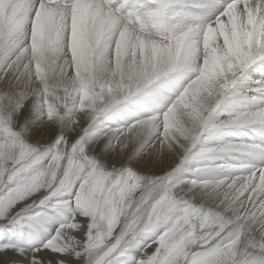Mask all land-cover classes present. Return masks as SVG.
<instances>
[{
  "label": "snow or ice",
  "instance_id": "1",
  "mask_svg": "<svg viewBox=\"0 0 264 264\" xmlns=\"http://www.w3.org/2000/svg\"><path fill=\"white\" fill-rule=\"evenodd\" d=\"M150 2L157 10L122 14L124 5L113 7V0H0V222H16L37 201L43 205L69 191L73 199L53 208L74 203L87 224L86 233L79 230V251L71 239L79 225L68 223L30 253L4 245L0 264H85V257H91L89 264H111L144 232L157 238L136 264H264V167L232 168L214 181L179 182L172 172L152 177L127 167L109 171L86 151L83 136L75 142L60 136L37 147L25 142L24 127L13 119L31 105L47 121L70 118L79 128L81 113L91 122L184 70L194 78L165 102L163 113L107 133L114 146L135 139L142 148L178 147L182 165L212 127L264 125V81L250 89L256 93L248 101L251 110L214 123L246 70L264 65V0L195 3L213 9L215 18L184 27L164 23L165 10L181 0ZM208 150L264 158V148L250 145ZM220 171L197 168L194 176ZM194 189L210 196L214 207L186 199Z\"/></svg>",
  "mask_w": 264,
  "mask_h": 264
},
{
  "label": "rangeland",
  "instance_id": "2",
  "mask_svg": "<svg viewBox=\"0 0 264 264\" xmlns=\"http://www.w3.org/2000/svg\"><path fill=\"white\" fill-rule=\"evenodd\" d=\"M177 71L173 72V74L169 73L167 75V77L166 76L162 77V80L155 81L154 84H152L150 87L148 86L149 88L147 87L145 89H142L141 91H139V94L137 92L134 95L138 94V96H140L142 98V103L145 100L144 98H148L151 95H153L154 93H158L159 95L160 94L165 95L168 93L167 96L169 99L172 97V95L174 96L173 99H175L176 96L183 90V88L191 81V79L194 78V74H192L191 76H188L187 73H189V72H186L184 70H177ZM179 72H181V73H179ZM188 77H191L189 79V81H188ZM150 89H155V90L153 92H150ZM166 89H168V90H166ZM147 92H149V93H147ZM143 93H145V94H143ZM138 96L133 98V102H135L138 99L137 98ZM145 96H147V97H145ZM158 102H160V101L158 100ZM153 104L154 103H152V105ZM147 105L152 107V108L154 107V106H151V103H147ZM160 108L161 107L159 106V109ZM127 112L131 113L130 115L133 118L138 117V114H139V112H136V111L133 112L132 108H129V107L127 108ZM104 113H107V111H105ZM115 113L118 114V112H115ZM161 113H163V112H161ZM151 116H153V113H151V111H149V112L147 111L146 112V118H149ZM100 117L104 118V114L102 113L100 116H98V118H100ZM116 118H117V120H115L113 123L120 125L119 127H117V129H120V128L124 129L126 126L125 124L128 120L123 118V117H121L122 118L121 119L119 116ZM13 119L18 126L24 127L25 135H24L23 139L29 145H35L37 147L48 146V145H51L52 143H54L55 140L60 136H64V137L67 136L66 138H68L71 141L74 140L73 142H75L76 139H79L81 136H83L84 139L82 140V144L84 145L86 151L105 170L110 171L114 168L120 169V168L127 167V168L133 170L136 174H139L140 176L155 177L154 175L149 174V173L147 175V172L142 169L143 166H142V168L140 167V165H142L141 164L142 160L140 158V156H141L140 152H138V151H139V148L141 147V145L137 140L136 141L139 144L136 141H134V139H133L132 142L131 141L128 142L126 148L125 147L121 148L118 145L116 147L113 145V143L111 141L110 142L107 141L106 142L107 144H104V143H102L101 139L103 137H105L108 132H103V133L101 132L100 134H98L96 132L97 130L92 125H89L90 127H88V128L82 129L81 127L83 125L81 123H80V128H75V127L71 126V122L68 121V120H70V118H65L60 123H55L54 127L52 126L53 128H51L52 130H54V134L52 137L48 138L47 134L45 133V131H46L45 129L48 128L50 121H47L46 117L44 115L40 114V110L34 109L31 105H29L27 108L21 110L19 113L15 114L13 116ZM39 125H40V127H39ZM59 125H62V126H59ZM49 127H50V125H49ZM65 129H67V130H65ZM84 130H86V131L84 132ZM67 133L69 134V136ZM92 142H94V143H92ZM102 145H104L105 147H103ZM137 145H138V147H137ZM98 146H99V148H98ZM102 147L104 148L103 152H102V150H103ZM105 148H106V150H105ZM113 148H115L116 150ZM135 148H136V150L138 148V151H136ZM194 149H195V151H194ZM194 149L192 150V152L196 153V151L199 152L201 148L199 146H197ZM105 151H108V153H106ZM101 152H102V154H101ZM138 160H140V161L138 162ZM131 163H132V165H131ZM189 166H195L194 169L206 168V163L204 165H201V162L197 163L196 161L191 160V162H189V164H188V162L186 163V161H185V164H182V165L179 164V167H177L175 169V172H177L178 175L183 177V176H185L184 175L185 169L188 168ZM182 168L184 170H181ZM152 171H154V168H152ZM186 178L188 180H191L194 178L197 179L198 177L190 178V176H186ZM199 179L200 178H198V180ZM200 181H202V179ZM72 199H73V193L72 192L62 191V193L60 195H58L57 197L51 198L49 201H47L43 205H40L39 202L37 201L36 206L26 208L24 211H22L19 214V217H18L16 222H13L11 224H4L3 222H0V248H2L4 245H15L16 247L23 249L24 252L30 253V252H32L33 249L42 247L49 239H51V237L55 234L57 229L60 228L62 225H67L68 223H75V224L79 225V228L71 234V239H73L74 241L77 242V251H79L80 250L79 249V241L82 239L81 235L79 234V230L84 229L85 233H86V229H87V224L83 222L84 218L80 215V212L74 203L72 205H70L68 208H59V209L53 208L54 204H62L64 201H70ZM192 204L194 206L198 207V206H200L201 203L199 204V202H198V204H196V202L195 203L192 202ZM204 205L206 206V204H204ZM83 238L86 239V234ZM156 238H157V235H156V233H153V232H144V233L137 234L135 236V238L125 246L126 251H125L124 255L114 254V257L110 258L111 264H136V261L140 257V254L145 250V248L148 245L152 244V242ZM134 246H135V248H134ZM8 251H11V249H8ZM149 251H151V249H149ZM2 255H3V253L0 252V256H2ZM20 259H23V257H20ZM69 259H74V257H70ZM84 259H85V264H89L91 257H85ZM66 264H67V262H66Z\"/></svg>",
  "mask_w": 264,
  "mask_h": 264
},
{
  "label": "bare ground",
  "instance_id": "3",
  "mask_svg": "<svg viewBox=\"0 0 264 264\" xmlns=\"http://www.w3.org/2000/svg\"><path fill=\"white\" fill-rule=\"evenodd\" d=\"M191 1L197 2L198 0H191ZM181 72H179V73H181ZM187 74H188V76L192 75V73L191 74L187 73ZM263 74H264V65H260V64H254V65L250 66L248 70H246L245 76L240 77V79L237 81L236 86L230 90L227 99H225L223 101L221 108L218 109V111L215 115V118H214L215 124H217V125L222 124L224 121H227L228 119H230L232 117V114L235 112H242V111L251 110L252 105H250L248 103V101L251 99L252 96L256 95V93H254L253 91H250V89H253L256 87V83H255L256 81H264L261 79ZM190 78L191 77H188V81ZM160 80H162V78ZM150 86L151 85H149V87ZM168 89H166V90H168ZM154 90L155 89H150V92H153ZM147 93H149V92H147ZM138 94H139V92H138ZM138 94L130 96L125 100H121L116 105H113L110 109H108L107 113L103 112L104 118L100 117L101 118L100 119V118L96 117L95 120L90 122L88 116L84 113H81L80 114L81 115L80 123L83 125L81 128L82 129L88 128V127H90L89 125H92L97 130L96 132L98 134H100L101 132L102 133L103 132L109 133L112 130H116L117 127L120 126V125L113 123L115 120H117L116 117L119 116L120 118L123 117V118L128 120L125 124L127 127L125 126V128H124V129H127L129 126H131L135 122L147 119L146 118V112L147 111L148 112L151 111V113H153V116L161 114V112H164L166 107L168 106L167 103H165V102L174 100L173 95L170 99L168 98V96H167L168 93L165 95H162V94L159 95L158 93H154L150 97L144 98L145 100L142 103V98L140 96H138ZM143 94H145V93H143ZM136 96H138L137 97L138 99L136 98L137 100L135 102H133V98ZM145 97H147V96H145ZM158 100L160 102H158ZM147 103H151V106H154V107L152 108V107L148 106ZM152 103H154V104L152 105ZM159 106L161 107L160 109H159ZM128 107L132 108L133 112H135V111L139 112L138 117H136V118L131 117V115H130L131 113L127 112ZM115 112H118V114H116ZM68 121H70V120H68ZM54 124H55L54 122L51 123V121H50V123H49L50 127L48 125V128L45 129L46 130L45 133L47 134L48 138L52 137L54 134V130L51 129L54 127ZM59 126H62V125H59ZM39 127H40V125H39ZM65 130H67V129H65ZM84 132H85V130H84ZM68 136H69V134H68ZM203 139H204V143L197 145L201 148L200 151L198 150L199 152L196 151V153L192 152L191 159L187 160L186 163L188 162V164H189V162H191V160H192V161H196L197 163L201 162V165H204L206 163V168L224 169V171H220V172H216V173H212V174H204V175L198 177V178H200L199 180L202 179V181H214L216 179H222V178H224L225 175L228 174L227 170L232 169V168H242V167L260 168V167H264V158H262L258 155H254V154L247 153V152H241V151H209L208 150L210 148L211 149L219 148L223 144L250 145V146H256L259 148H264V125L255 124V125H250V126L230 125L227 127H212L207 131V133L205 134ZM101 140H102V143H104V144H107L106 143L107 141L110 142L108 135L103 137ZM130 141L132 142L133 139L132 140L129 139L128 142H130ZM134 141H136V140L134 139ZM92 143H94V142H92ZM99 146H98V148H99ZM102 146L105 147L104 145H102ZM103 147H102V149H103L102 152L104 151ZM137 147H138V145H137ZM115 148H113V149H115ZM105 150H106V148H105ZM135 150H136V148H135ZM136 151H138V148ZM194 151H195V149H194ZM102 152H101V154H102ZM105 152L108 153V151H105ZM138 152H140V155H141L140 158L142 160V162H141L142 165H140V167L142 168V166H143L142 169L147 172V175L149 173V174H152L154 176H162L166 173L172 172L173 173V179L175 182H179L182 180H188L186 178V176H190V178L195 177L194 176V170H195L194 168L196 165L195 166H189L188 168H186L185 173L183 172L185 175L183 177L178 175L177 172H175V171L173 172V170L177 168V165L180 164V161L183 158L182 149H180L178 147H175L172 149L164 148V149L157 150V148H155V147L154 148H148L145 145L143 148L140 147ZM139 161L140 160H138V162ZM131 165H132V163H131ZM152 168H154V171H152ZM181 170H184V169L182 168ZM204 194H205L204 192H202L198 189H194L192 192H189L185 198L186 199L191 198V202H194V203L196 202V204H198V202H199V204L203 203L202 205L206 204V207H209V208L214 207V205H212V203H211V197L206 196ZM134 248H135V246H134Z\"/></svg>",
  "mask_w": 264,
  "mask_h": 264
},
{
  "label": "clouds",
  "instance_id": "4",
  "mask_svg": "<svg viewBox=\"0 0 264 264\" xmlns=\"http://www.w3.org/2000/svg\"><path fill=\"white\" fill-rule=\"evenodd\" d=\"M176 55H177V57H181V56L183 55V53L180 52V51H177V52H176Z\"/></svg>",
  "mask_w": 264,
  "mask_h": 264
}]
</instances>
